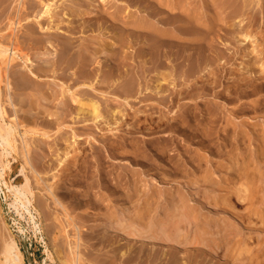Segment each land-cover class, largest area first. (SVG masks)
<instances>
[{
    "label": "rangeland",
    "instance_id": "rangeland-1",
    "mask_svg": "<svg viewBox=\"0 0 264 264\" xmlns=\"http://www.w3.org/2000/svg\"><path fill=\"white\" fill-rule=\"evenodd\" d=\"M168 1L0 0V58L14 56L7 64L12 87L6 95L3 85L1 103L7 119L18 122V146L29 161L21 172L23 154L10 158L7 177L15 185L26 175L33 190L29 214L11 204L13 195L6 196L0 183V243L12 237L24 264L75 259V264H168L169 259L175 264L177 258L180 264H209L212 258L244 264L225 257L226 246L233 242L232 251L240 243L255 251L264 244V230L259 229L264 228V58L258 54L264 18L253 20L241 0L234 7L222 5L223 0H191L192 10L210 15L212 27L205 39L185 35L161 43L132 24L144 17L178 32V13L167 10ZM48 6L51 11L43 16ZM244 25L251 32L247 48L240 41ZM117 38L124 40L123 49L115 44L117 54L111 57L110 43ZM67 40L72 49L62 56L72 52L70 65L60 59ZM14 43L20 51L12 49ZM90 49L99 54L88 67L83 60ZM244 49H253L254 57L246 73ZM21 70L32 78L26 89L17 81ZM81 71L94 87L82 85L83 77L77 78ZM157 79L164 80V94L154 89ZM83 87L89 98L81 95ZM72 97L98 101L107 116L103 130L77 117ZM182 118L192 122L187 135L171 128ZM204 128L210 131L207 140L193 138ZM168 135L182 139L183 145L190 135L191 154L173 145L164 149ZM58 185L60 192L53 194ZM185 201L194 205L190 218L180 212ZM169 214L175 218L170 220ZM227 226L235 233L229 235ZM154 234L160 239L153 252ZM200 234L211 242H197ZM216 242L222 247L217 249ZM174 246L180 251L171 256Z\"/></svg>",
    "mask_w": 264,
    "mask_h": 264
},
{
    "label": "bare ground",
    "instance_id": "bare-ground-1",
    "mask_svg": "<svg viewBox=\"0 0 264 264\" xmlns=\"http://www.w3.org/2000/svg\"><path fill=\"white\" fill-rule=\"evenodd\" d=\"M190 1L191 0H187V1H185V0H171V1H168V3H167V10H169L170 11V13H172V14H174V16H176L177 14L176 13H178V17H174V21L175 22H177L178 21V24H179V28H178V32L177 31H175L174 30V28H172V29H170V27L169 28H167V27H160L158 24H156L155 22H153V21H149V20H147L146 18H144V17H140V19H138V18H136V19H138V20H136L135 22H133L132 24L139 30H147L148 31V33H151V39H153L154 41H156V40H160L161 39V43H162V40L164 41V40H166V39H172V37H178V38H183V39H185L184 38V36L185 35H188V39L190 38V37H198V39H200V40H202V39H205V36H207L206 34H208L207 33V31H209V28H211L212 27V25L210 26V24H211V20H210V15L209 16H207V15H204L203 14V12H198L197 10H196V8H194L193 10L191 9V7L189 6V3H190ZM222 1V0H221ZM239 1L240 0H223L222 1V5H223V2H224V4L225 5H230V6H236L238 3H239ZM242 1V7L243 8H246V9H251V18H253V20H255V21H259L260 19H262V18H264V0H241ZM203 2V1H202ZM23 4H24V2H23ZM159 4V3H158ZM191 5V4H190ZM205 5H208V3L207 2H205ZM165 6V7H166ZM194 6H196V5H194ZM21 9V8H20ZM51 11V9H50V7L48 6L47 7V9L43 12V16H44V14H46V13H49ZM200 11V10H199ZM85 13V12H84ZM91 13V12H90ZM89 14V13H88ZM49 15V14H48ZM90 15V14H89ZM215 15V14H214ZM42 16V17H43ZM47 16V15H46ZM138 17V16H137ZM176 18V19H175ZM213 18V17H212ZM134 19V18H133ZM216 19H218V18H216ZM219 19H221L220 17H219ZM214 20V19H213ZM215 21V20H214ZM219 21V20H218ZM19 22H20V20H19ZM59 22H60V20H59ZM157 22V21H156ZM159 22V21H158ZM168 23H171L170 22V20L169 21H167V25H168ZM263 24H264V22H262ZM132 24H131V26H132ZM176 24V23H175ZM174 23L172 24L173 25V27H175L174 25H175ZM15 27V26H14ZM48 28V27H47ZM134 28V27H133ZM243 28L246 30V33H244L243 34V37H242V39H240V41L242 42L241 44L243 45L242 47L243 48H247L248 46V43H249V41H250V38H251V32H250V29L248 28V26H246V25H244L243 26ZM14 28L12 27V30H13ZM71 30V29H70ZM12 33H14V31L12 32ZM192 35V36H191ZM57 36V35H56ZM59 36V35H58ZM120 36V35H119ZM193 37V38H194ZM263 37H264V35H263ZM57 38H59V37H57ZM60 39V38H59ZM118 39V38H117ZM177 39V38H176ZM94 40V39H93ZM93 40H92V42H93ZM103 40H105V39H103ZM61 41V40H60ZM124 40L123 39H118L117 40V42L115 41V42H113V40H112V44L110 43V45L112 46V48H110V51H109V53H110V56L112 57V56H115L114 54H117V50H116V48L114 49L113 48V46L115 45V44H119L120 46L119 47H121L122 46V44L124 43L123 42ZM70 42V41H69ZM68 42V40H67V42H65V43H62L61 45H62V53L60 54L61 55V57H60V59L62 60V61H66V63H67V65H70V63L71 62H73V61H71L70 60V56L69 55H71V53H69V55H67V56H62V54H67L68 52V50L71 48V45H70V43ZM88 42H89V40H88ZM67 43H69V44H67ZM85 42H83V44H84ZM154 43V42H153ZM97 44L98 45H100L102 48H104V49H106L104 46H106L104 43H102L100 40L97 42ZM104 44V45H103ZM93 45V44H92ZM94 45H96V44H94ZM97 45V46H98ZM155 45H157V44H155ZM86 46V45H85ZM87 46H88V44H87ZM90 47H91V45H90ZM96 47V46H95ZM156 48H158V46H155ZM162 47V46H161ZM161 47H159V48H161ZM92 48V47H91ZM101 48V49H102ZM12 49L14 50V51H20V47L18 46V45H16L15 43L13 44V47H12ZM72 49V48H71ZM70 49V50H71ZM81 49V48H80ZM99 49H100V47H99ZM98 49V50H99ZM100 49V50H101ZM111 49H112V51H111ZM123 49V47H121V50ZM69 50V51H70ZM98 50L97 49H90L89 51V54L87 53V55H86V57L84 58V60H83V65L84 66H88L89 67V65H91L92 64V62L93 61H95L94 60V58H96V57H94L95 56V54L97 53V54H99L98 53ZM107 50V49H106ZM120 50V49H119ZM159 50H161V49H159ZM156 51H157V49H156ZM253 51V49H244V54H243V56H244V62H242L243 63V65H242V68L244 69V73H246L248 70V66L251 64L250 63V61H251V59H253L254 57L252 56V57H250V54H251V52ZM104 52H105V50H104ZM160 52V51H159ZM23 53V52H22ZM103 53V52H102ZM158 53V52H157ZM26 54V53H25ZM86 54V53H85ZM104 54V53H103ZM108 54V52H106V54L104 55V57H106V55ZM259 55H261V57L262 58H264V44H263V49H261L260 50V52L258 53ZM101 55V54H100ZM57 56L59 57V53H57ZM103 57V56H102ZM108 57H109V55H108ZM26 58V57H25ZM30 58L31 57H28L27 56V58H26V60H30ZM73 58L74 57H72L71 59L73 60ZM77 58V57H76ZM156 58V57H155ZM159 58V57H158ZM13 59H14V56L12 55V57H10V56H8V55H6L5 56V60H3V59H1L0 58V183H1V189L4 191V193H5V195L6 196H9V194H11V195H13V200H12V202H11V204L13 205V206H15L17 209H18V211L21 209L22 211H28V213L29 214H31V212H30V209H29V204H32V196H33V190H32V187H31V185H30V183H29V178L25 175V180H24V182L23 183H21V184H13L12 182H10L9 180H8V177H7V173H8V170L10 169V165H11V160H10V158L11 159H18L19 158V156L21 155V154H23V158H24V163H22V165H21V172H23V170H24V168H25V166H26V164H28L29 163V161H28V159H27V156H26V153H25V151L24 150H21L20 148H19V146H18V122L16 121V119H14V117L13 118H10V119H7L8 117H10L8 114H7V110L5 109V106L3 105V103H1L2 102V100H1V92L3 91V87L5 86L6 87V89H4L5 91H6V95H7V91H9V89L12 87V77H11V75L8 73V71H7V64L11 61H13ZM59 59V60H60ZM256 59L257 58H255L254 60L256 61ZM56 60H58V59H56ZM102 60V59H101ZM104 60H106V59H104ZM155 60V59H154ZM159 60V59H158ZM264 60V59H263ZM255 61L254 62H252V64H254L255 63ZM80 63H81V61H80ZM96 63V62H95ZM98 63V62H97ZM99 63H100V60H99ZM157 63V62H156ZM62 64V63H61ZM60 64V65H61ZM64 64V63H63ZM82 64V63H81ZM80 64V65H81ZM263 64V63H262ZM84 68H86V67H84ZM261 68H263L264 69V66L263 67H261ZM87 69H89V68H87ZM86 69V70H87ZM85 70V69H84ZM42 71V70H41ZM32 74L34 75V76H37V78H38V74L37 73H34V72H32ZM87 74V73H86ZM18 75V79H17V81L18 82H20V81H22V87L21 88H24V89H26V88H28V87H30L31 86V77L27 74V73H25L24 71L22 72V70L21 71H19L17 74H16V76ZM40 75V74H39ZM84 76L85 74H84V71H81V74L80 75H78L77 76V78L79 79L81 76ZM245 75V74H244ZM62 76V75H61ZM82 76V77H83ZM16 78V77H15ZM76 78V79H77ZM87 78L88 77H83V79H84V83L82 84V85H84V86H90L89 88H91L92 86H93V83H92V81H91V83H87V81H89V78H88V80H87ZM95 78V77H94ZM245 78V77H244ZM73 80V79H72ZM86 80V81H85ZM105 80V79H104ZM96 81V80H95ZM162 81H164V80H160V79H157V84L155 85V87H154V89L156 90V92L158 93V94H164V92H163V88H162V86H163V82ZM77 82V81H76ZM133 83V82H132ZM131 83V84H132ZM249 83V82H248ZM248 83L247 82H245V83H243V85L244 86H247L248 85ZM38 84V83H37ZM80 84V83H79ZM95 84V83H94ZM4 85V86H3ZM126 85H127V83H126ZM125 85V86H126ZM77 86H80V85H77ZM40 87V86H39ZM94 87V86H93ZM128 87H129V85H128ZM19 88H20V86H19ZM84 88V87H83ZM40 89V88H39ZM93 89H95V88H93ZM22 90V89H21ZM41 90V89H40ZM70 90V89H69ZM125 90V89H124ZM28 91V90H27ZM43 91V90H42ZM82 92V93H81ZM43 93V92H42ZM80 93H81V95L84 97V96H86V97H88L89 98V96H87V94H89L88 93V91L86 90V88H84V89H82V90H80ZM2 96H5V95H2ZM5 97H7V96H5ZM49 97H51V96H47L46 95V99H48ZM80 97V96H79ZM91 97V96H90ZM3 98V97H2ZM8 98V97H7ZM82 98V97H81ZM85 98V97H84ZM71 99V98H70ZM7 100V99H6ZM9 100L11 101L12 99H10V97H9ZM72 100L73 101H75L76 103H77V117H79L80 118V120H82V121H86L87 123V126H90V125H94V124H96L95 126L96 127H98V128H100V130H103L104 129V127H103V124H102V119H104V118H106L107 116L106 115H104L103 114V112H102V109L100 108L101 107V105L100 104H98L96 101H94V99L92 98V99H87V101L86 100H84V101H82V99H75V98H73L72 97ZM70 101V100H69ZM72 101V102H73ZM5 103V102H4ZM72 105H73V103H72ZM75 106V105H74ZM74 106H72V107H74ZM252 108L253 109H255V106H252ZM113 112V111H112ZM114 112H115V110H114ZM117 112V111H116ZM110 114H111V112H110ZM116 114V113H115ZM114 113H112V115L114 116L115 115ZM8 115V117H6ZM88 116V117H87ZM76 117V116H75ZM26 119V118H25ZM105 121V120H104ZM106 121H107V118H106ZM106 121H105V123H106ZM17 122V123H16ZM22 122V121H21ZM114 122V121H113ZM92 123V124H91ZM115 123V122H114ZM100 124H102L101 126H100ZM109 124H110V121H109ZM191 124H192V122L191 121H189V120H187V119H184V118H182V119H180L178 122H177V124H174L173 122L171 123V128H174V129H176V127L178 128V130H179V132L181 131L182 133L183 132H185L186 133V135H187V132L186 131H189L190 130V128L192 127L191 126ZM111 125V124H110ZM20 126V125H19ZM116 128V127H115ZM193 128V127H192ZM191 128V129H192ZM107 130H109V131H112L113 130V126L112 127H109ZM118 130H120V129H118ZM90 131H88V133H89ZM210 131L208 130V129H206V128H204V129H202V130H200V132H198V133H192V136H193V138H195V137H198V136H201L203 139H205V140H207L208 138H209V136H210V133H209ZM189 133V132H188ZM190 133V134H191ZM44 135H46L47 133H43ZM185 135V136H186ZM184 136V142H185V144L186 145H183L182 144V142H180V140L182 141V139H177V138H174V137H172V136H170V135H168L167 137H165V138H163V141H164V145H163V147H164V149L165 148H167V147H169L170 145H173V146H175V148L176 149H178V148H180V150L182 149L183 150V154H187V156H189L190 154H191V150H190V148H189V145L190 144H192L193 143V138L190 136V135H188L187 137H185ZM20 138V137H19ZM76 140V139H75ZM74 140V141H75ZM183 142V143H184ZM22 148H24V147H22ZM116 148L117 147H115L114 145H111V149L113 150V151H115L116 150ZM21 150V151H20ZM181 150V151H182ZM69 153V151H67L66 152V154H68ZM164 155V152L162 153V156ZM20 158H21V156H20ZM21 160V159H20ZM60 162H62V159L60 160ZM180 169V168H179ZM36 181H38L39 180V178H38V176L36 175ZM40 181V180H39ZM50 187H52L51 185H50ZM48 188V187H47ZM57 188H60L59 187V185L57 186V187H54V190H53V194H58L57 192H56V189ZM58 190V189H57ZM58 192H60L59 190H58ZM247 194H249L248 192H247ZM56 195H54L55 197H57ZM61 195V194H60ZM183 195V194H182ZM181 195V196H182ZM184 197V196H183ZM248 197V196H247ZM251 197V196H250ZM244 198V197H243ZM180 199H181V197H180ZM182 199H184V198H182ZM181 199V200H182ZM231 200V199H230ZM245 200V199H244ZM58 201H60V200H58ZM181 202V201H180ZM183 202H184V200H183ZM183 202H181V203H183ZM187 201H185V203H186ZM247 202H248V200H247ZM192 207H194V205H192L191 207H190V204H188V203H186V205H184L183 206V212L181 211L182 209H181V207H180V212H181V214L183 213V216H184V218H187V217H189L192 213H191V211H192ZM145 210V209H144ZM145 212V211H144ZM21 214H23V212H20ZM142 213V212H141ZM172 213V212H171ZM253 213V212H252ZM137 214V213H136ZM264 215V214H263ZM136 216V215H135ZM141 216V215H140ZM139 217V216H138ZM168 217V215L166 216V218ZM195 217V216H194ZM144 218V217H143ZM169 218H170V220H171V218H175V215L174 214H169ZM190 218V217H189ZM135 219V218H134ZM137 219V218H136ZM264 219V218H263ZM166 220H169L168 218L166 219ZM173 220V219H172ZM69 221V220H68ZM139 221V220H138ZM71 222V221H70ZM168 222H172V221H168ZM182 222H183V219H182ZM263 223H264V221H262ZM173 223H174V221H173ZM171 223V225H170V227L173 225H175V224H181V220H180V222L178 223V222H176V223ZM210 224V223H209ZM208 222L206 223V224H204L203 226H202V228H203V231H205V232H208L209 230H208ZM176 225V226H177ZM263 225V224H262ZM168 228V230H170L171 228ZM175 227V226H174ZM178 227V226H177ZM176 227V228H177ZM257 227V226H256ZM3 228V227H2ZM2 228H1V230H2ZM4 229V228H3ZM128 229V228H127ZM174 229L175 228H173V229H171V230H173L174 231ZM260 230H264V228H262V227H260L259 228ZM170 230V231H171ZM172 231V232H173ZM226 231H227V233L229 234V235H231V234H234L235 233V231H234V228H231V226H227V229H226ZM6 232V231H5ZM204 232V233H205ZM130 233V232H129ZM132 233H134V232H132ZM131 233V234H132ZM156 233V232H155ZM171 233V232H170ZM170 233H168L167 235H169V237H171L170 235ZM263 233V232H262ZM57 235V234H56ZM155 235V234H154ZM156 235H158L157 233H156ZM153 236V243H152V241H151V243H152V245H151V250H153V252H154V250L156 251L157 250V240H159L160 239V236ZM160 235V234H159ZM201 236H197V237H195L194 239L198 242H204V241H206V242H211L210 240H209V238H206V235L205 234H200ZM5 237V236H4ZM143 238V237H142ZM179 238V237H178ZM136 239H138V238H136ZM152 239V238H151ZM150 239V240H151ZM208 239V240H207ZM143 239H141V241H142ZM167 240H168V237H167ZM181 239H179L178 240V242L180 243H182V240L180 241ZM214 240V239H213ZM161 241V240H160ZM244 241V240H243ZM177 242V241H176ZM200 242V243H201ZM246 242V241H245ZM249 242V241H248ZM139 243H140V241H139ZM150 243V242H149ZM148 243V244H149ZM150 243V244H151ZM230 243V242H229ZM233 243V242H232ZM232 243H230L229 245H227L226 246V251H225V257H231L232 259L233 258H235V259H241V261L244 263V264H263L264 263V244H262L261 243V245H259L258 246V248H257V250H255V251H251L250 249H249V247L247 248H241V247H239V245H240V243L238 244V246L236 247V249H234V250H232L231 251V249H232ZM160 244V243H159ZM176 244V243H175ZM202 244V243H201ZM204 244V243H203ZM236 244V243H235ZM243 244V243H242ZM120 245V244H119ZM205 245V244H204ZM216 245H217V249L218 248H221L222 246L220 245V242H216ZM178 246V245H177ZM180 246V245H179ZM236 246V245H235ZM128 247H129V245H128ZM162 247H164V245L162 246ZM182 247V246H181ZM57 248V247H56ZM61 248V247H60ZM143 248V247H142ZM141 248V249H142ZM156 248V249H155ZM165 248V247H164ZM164 248H163V250H164ZM173 247H171V249H172ZM113 249V248H112ZM145 249V248H144ZM150 249V248H149ZM169 249V248H168ZM171 249H170V255L171 256H173L174 254H176V253H178L180 250H179V248L178 247H176V246H174V248H173V251L171 252ZM216 249V251H218ZM132 250V249H131ZM135 250H137V249H135ZM139 250V249H138ZM147 250H148V248H147ZM147 250H146V252H147ZM149 251V250H148ZM58 252H60V251H58ZM152 252V253H153ZM62 253V252H61ZM61 253H58V255L59 254H61ZM123 255L124 254H126V252L125 251H122L121 252ZM135 253V252H134ZM141 253H143V251L141 250ZM151 253V254H152ZM158 253V252H157ZM162 253V252H161ZM164 253V252H163ZM0 264H24V260H23V254H22V251L20 250V248H19V246H18V244H17V242L12 238V237H9L8 239H3V241H2V243H0ZM136 254V253H135ZM138 254V253H137ZM150 254V253H149ZM148 254V255H149ZM184 254V253H183ZM154 256H155V254H153ZM152 255V256H153ZM158 255H159V253H158ZM158 255H157V257H158ZM179 255H180V253H179ZM199 255V254H198ZM61 256V255H60ZM67 256V255H66ZM69 256V255H68ZM67 256V257H68ZM71 256V255H70ZM75 256V255H74ZM137 256V255H136ZM135 256V257H136ZM152 256H147V257H149V260H150V258L152 257ZM153 256V257H154ZM163 256V255H162ZM131 257V256H130ZM141 257V256H140ZM152 257V258H153ZM156 257V256H155ZM161 257V256H160ZM176 257V256H175ZM174 257V258H175ZM192 257V256H191ZM193 257H195V255L193 256ZM66 258V257H65ZM168 258V257H167ZM70 259H71V257H70ZM73 259V258H72ZM71 259V260H72ZM75 259V258H74ZM127 259V258H126ZM155 259V261L157 260L156 258H154ZM158 259H160V258H158ZM165 259V258H164ZM172 259V258H171ZM228 259H230V258H228ZM177 261L175 262V261H173V259H172V262L174 263L175 262V264H180L179 263V261H178V258L176 259ZM204 259L202 258V256H200V258H199V262H201V263H203L202 261H203ZM128 261V260H127ZM154 261V262H155ZM168 261V260H167ZM198 261V260H197ZM233 261H235V262H240V260H238V261H236V260H234L233 259ZM74 262V263H73ZM73 262H71L70 260H65V264H75V262H76V259L73 261ZM151 262V261H150ZM189 262V261H188ZM193 262V261H192ZM213 262V263H212ZM224 261H222V262H216V261H214L213 260V258L211 259V261L209 262V264H224L223 263ZM225 262H227V261H225ZM242 262H240V263H242ZM170 263V259H169V261H168V264ZM183 263H184V261H183ZM186 263V262H185ZM204 263H205V260H204ZM142 264V263H141ZM150 264V263H149ZM152 264H153V261H152ZM207 264H208V262H207Z\"/></svg>",
    "mask_w": 264,
    "mask_h": 264
}]
</instances>
